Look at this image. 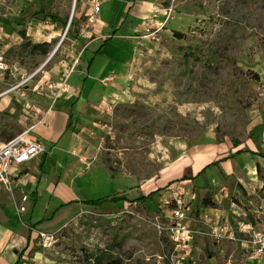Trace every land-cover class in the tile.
<instances>
[{
    "label": "rangeland",
    "instance_id": "1",
    "mask_svg": "<svg viewBox=\"0 0 264 264\" xmlns=\"http://www.w3.org/2000/svg\"><path fill=\"white\" fill-rule=\"evenodd\" d=\"M21 1H30L31 5V0H0V16L9 35L17 32L22 37L24 32L35 43L45 41L55 31L59 36L52 41L50 55L64 39L35 80L61 64L73 67L78 54L73 39L91 32L86 28L85 0H45L49 14L57 16L63 28L53 25L50 18L33 17L31 6L29 13L24 8L15 19L4 18L8 7L14 8ZM153 1L158 8L172 9V19L158 42L135 45L130 89L115 106L113 115L100 128L92 127L93 133L88 132L84 140L88 155L78 158L91 167L105 165L115 173V180L105 170L93 167L73 182L67 194L54 197L47 207L46 193L37 200L32 198L36 203L33 218H45L40 224L53 230L50 234L56 239L54 247L44 253L47 264H90L89 257L101 255L102 264H169L167 257L174 245L160 228L161 219L170 215L164 205L167 188L145 202L136 201L142 192L126 196L128 203H113L106 210L86 206L89 210L79 214L76 203L61 205L67 200L95 201L111 191L116 193L121 190L119 178H125L128 190H136L142 181L156 178L168 167L172 169L178 160L196 150L213 164L232 155L236 144L244 145L248 112L254 108L264 111V0ZM162 16L158 14L157 20L162 21ZM62 20L67 21L66 25ZM48 25L50 28L45 27ZM28 33L38 36L29 37ZM22 43L6 53L7 62L30 74L50 55L36 59L42 63L35 69L31 56L19 48ZM20 75H8V84L21 81L25 73ZM5 88L1 85L0 91ZM27 95L32 98L36 92L29 90ZM4 122L13 128L14 137L20 133L14 120L0 118V125ZM67 141L72 144L75 139L68 134ZM231 163L229 175L222 171L215 174V168L208 165L195 172L197 179H192L190 188L195 197L198 194L197 205L212 200L217 193L220 196L215 198L220 202L213 208L226 209L232 224L255 218L264 225V158L259 164L251 165L240 158ZM184 176L191 178L192 174L186 171ZM201 237L210 250L206 251L207 263L200 264L250 263L240 245L225 241L223 249H214L208 236ZM209 254L215 258L210 257L212 262Z\"/></svg>",
    "mask_w": 264,
    "mask_h": 264
},
{
    "label": "crops",
    "instance_id": "2",
    "mask_svg": "<svg viewBox=\"0 0 264 264\" xmlns=\"http://www.w3.org/2000/svg\"><path fill=\"white\" fill-rule=\"evenodd\" d=\"M29 2H16L14 8L8 7L7 14L13 20L17 13L25 10L24 8H26V13H29L30 6L34 13L33 1L31 0V5ZM155 8L156 4L153 0H107L102 6L98 23L91 28L90 33H87V37L80 35L73 39V44L78 52L75 57L77 61L73 67H69L65 63L56 66L58 71L53 69L46 72V77L52 82L58 84L66 82V91L56 101L53 100V96L49 92H37L32 97L33 99L30 98L44 112H47L53 106L50 112L45 115L44 120L37 125L31 134L32 139L39 140L45 144L46 152L32 162L13 169L15 180L13 192H8L0 186V264H44L46 262H44L45 254L38 247L37 239L33 240V233L37 234L38 231L50 233L53 230H47L43 228V224H40L42 219L44 220L45 218H41V220L40 218H33L36 203H32V198L37 200L39 197H44L46 193L49 199L48 204H46L47 207L54 197L62 196L64 193L67 194L73 182L75 183L76 180L84 177L93 167L105 170L114 179L115 173L105 165L100 164L91 167V165L85 164L83 159L79 161L78 158H84L88 155L89 151L86 152L84 149V140L88 136V132L93 133L92 127L100 128L105 119L107 120L111 117L110 114L106 113L105 108H101L100 105L103 103L104 105L113 106L114 109L110 113H114L115 106L124 100L126 92L130 89L133 61L135 59L133 56L137 52L133 37L143 32L148 21L157 20L154 12ZM62 21L63 23L66 22ZM53 25L62 27L59 26V23ZM53 25L51 28H55ZM45 27L50 28L49 25ZM7 31L9 32V29ZM36 35V33H28L29 37H35ZM14 36L17 37L19 35L15 32ZM58 36L59 33L53 31L49 37H46L45 41L34 42L35 44L51 43ZM3 45L6 50H9L14 46V41L13 44L8 42L3 43ZM20 74L22 72L16 74L14 78ZM7 84L8 81L6 79L0 82V86H7ZM23 106L24 102L15 98L14 95L5 96L0 100V118L5 117L14 120L20 133L30 123L23 114ZM248 118L247 140L244 145L232 150V155L234 156L226 160V163L213 166L215 174L222 171L229 175L230 167H232L231 161L237 158H240L241 161L249 162L251 165L252 163L259 164L263 160L264 111L255 110L254 108L248 112ZM12 131L13 128L7 127L5 122L0 125V145L14 138ZM68 134H71L75 139L72 144L67 141ZM238 152L241 153L237 155ZM205 160L206 155L196 150L195 154L191 153L178 160L172 169L168 167V171L164 169L156 178L142 181L140 188L136 190H128L125 178H119L121 180L119 189L121 190L116 193L111 191L109 196L105 198L117 195L130 196L138 192H142L143 196H148L160 188L178 183V180L182 179L186 171H190L191 177L197 179L195 178V172H199L201 168L210 164ZM200 178L199 180H201ZM206 179L210 182L209 178ZM174 181L176 182L170 184ZM192 181L191 179L182 181L183 183L181 184L190 189L192 186L190 184H193ZM129 182H134V180ZM194 189L196 192V187ZM196 195L198 196L197 193ZM24 196L28 197L26 202H23ZM197 196L196 200L191 204L194 219L191 223L192 228L198 231H205L207 230V223L211 220H216V217L223 220L230 219L226 209H215L202 205L199 207L197 205ZM219 196L217 193L213 196L212 202L216 205L220 201L215 197L218 198ZM86 202L84 200H67L61 206L76 203L80 210L79 214H81L89 210L86 206L90 205H87ZM111 204L113 203L107 202L97 208L110 209ZM114 204L124 205L126 203L119 202ZM22 206L26 207L25 212H20ZM46 209L44 210L45 214L47 212ZM45 214H42V217ZM250 221L258 227L264 226L254 223L253 219ZM201 235L203 234L195 235L192 249L190 250V255L195 263L190 261L188 264L207 263L205 262L207 258L205 257L206 251L210 249L207 243L203 241ZM212 245L214 249H223V246L218 247L213 242ZM240 251L244 253L242 249ZM246 256L248 257V255ZM210 257L215 260L213 255L209 254V262H212ZM247 259H249V264L264 263V258L248 257Z\"/></svg>",
    "mask_w": 264,
    "mask_h": 264
},
{
    "label": "built area",
    "instance_id": "3",
    "mask_svg": "<svg viewBox=\"0 0 264 264\" xmlns=\"http://www.w3.org/2000/svg\"><path fill=\"white\" fill-rule=\"evenodd\" d=\"M106 1L107 0H85L88 6L86 28H92L98 23L102 6ZM76 2L77 0H75V3ZM154 12L156 16L163 13L162 21H155V19L148 21L143 32L133 37L136 45L144 46L147 43L158 42L160 35L166 28L170 19H172V9H161L156 7ZM1 17L2 16H0V82L5 79L7 80L8 75L16 76L19 72H24L25 77L17 83L7 84V88L0 91V100L5 96L14 95L15 98L23 101V114L30 122L22 133L10 139L5 144L0 145V186L8 192H13L15 188L13 169L32 162L38 156L46 152L45 144L39 140L32 139L31 134L37 125L44 120L45 115L48 114L47 112H50L53 106L50 107L47 112H44L28 97L27 91L31 90L36 93H42L46 90V93H51L54 101L66 91V82L61 84L54 83L46 77V74L41 77V80H35L36 76L45 70L46 66L52 61L62 47L64 39L49 58H47L45 63L33 73L29 74L19 66L11 67L7 62L6 53L8 50L5 49L3 43L13 42L15 36L9 35L6 24L3 21L4 19ZM4 18H9V15L4 16ZM69 23L68 28L71 25V21ZM68 30L69 29H67V31ZM22 42L23 38L17 36L14 45ZM100 107H104L106 113L112 116L113 113H110V111H113V106L104 105L102 103ZM165 193L167 194V199L164 201V205L169 209L170 215L169 217H163V219H161L162 226H160V228L167 232L174 245L173 252L167 257L169 264H188L190 261L195 263L190 255V250L192 249L196 234H205L218 247L223 246L225 241H231V243L240 245L244 254L248 255L249 258H264V226L258 227L251 221L242 219L232 224L230 220H223L216 217V220H211L207 223V230L205 232L198 231L191 227V223L194 220L191 204L196 200L192 189L178 182L168 186ZM27 200L28 197L24 196L23 202ZM25 211L26 207L22 206L20 212ZM55 242L56 239L54 235L45 231L37 232V244L44 253L51 250Z\"/></svg>",
    "mask_w": 264,
    "mask_h": 264
},
{
    "label": "trees",
    "instance_id": "4",
    "mask_svg": "<svg viewBox=\"0 0 264 264\" xmlns=\"http://www.w3.org/2000/svg\"><path fill=\"white\" fill-rule=\"evenodd\" d=\"M32 1H33L34 6L36 7V10H35V12L32 15L33 17L50 18V19H52L54 24H57V23L60 22L57 16L49 14V12H48L49 11L48 3L45 0H32ZM66 23H67V21L64 22L63 24L66 25ZM178 36H180V35H178ZM22 37H23V43L21 44V46H19V48L21 50H23V51H27V56H31V58L35 62L33 64L34 65L33 68L36 69L42 63V62H40L39 60H36V59H45V58H47L50 55V53H51V48H52L53 43L52 42L51 43H39V44L38 43H36V44L32 43L24 32L22 33ZM11 49L7 52V54L10 53ZM235 146L238 147L239 144L238 145L236 144ZM240 153L241 152H238L237 155L240 154ZM233 156L234 155H230V156H227V157H225L223 159H220L219 161L207 166V168L212 167V166H217L221 162L231 159ZM190 179L192 180L193 178L192 177L190 178V177H187V176H183L181 181H186V180H190ZM175 182L176 181H174V182H172L170 184H173ZM168 186H166L164 188H160L157 191L150 193L148 196H141L140 198L136 199V201L137 202H145L146 200L151 199L155 195V193L161 192L162 190L166 189ZM107 202H112V203H119V202L123 203L124 202V203H128L129 201H128L126 195H117V196H112L110 198H102V199H98V200H95V201H87L86 204L90 205V206H94V207H101L103 204H105ZM202 205L204 207H215L216 206V204L213 203L212 200H209V199L203 200ZM253 221L256 224L259 223L258 220H256L255 218H253ZM33 235H34V239L33 240L35 241L37 239V234L33 233ZM90 258L91 257H89L87 259V261L90 262V264H91V259L94 260L92 264H102V260L104 259V256L101 255V256H98V257L94 256L91 259Z\"/></svg>",
    "mask_w": 264,
    "mask_h": 264
},
{
    "label": "bare ground",
    "instance_id": "5",
    "mask_svg": "<svg viewBox=\"0 0 264 264\" xmlns=\"http://www.w3.org/2000/svg\"><path fill=\"white\" fill-rule=\"evenodd\" d=\"M74 13V12H73Z\"/></svg>",
    "mask_w": 264,
    "mask_h": 264
}]
</instances>
